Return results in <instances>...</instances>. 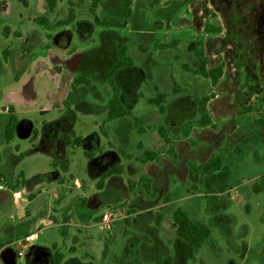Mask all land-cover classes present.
I'll list each match as a JSON object with an SVG mask.
<instances>
[{"label":"rangeland","instance_id":"1","mask_svg":"<svg viewBox=\"0 0 264 264\" xmlns=\"http://www.w3.org/2000/svg\"><path fill=\"white\" fill-rule=\"evenodd\" d=\"M71 1L75 20L57 25ZM91 3L57 0L50 10L47 0H0V199H6L0 245L8 240L23 251L26 242L43 245L50 264L55 250L64 254L61 264H264V136L255 122L264 119V0H134L125 28L98 25ZM123 11L124 0H102L95 13L122 19ZM207 24L221 30L206 32ZM122 36L129 37L135 63L116 82L133 115L107 120L113 90L100 75ZM199 40L209 67H223L216 84L184 67L196 66ZM140 45L157 60L153 79L142 68ZM83 72L103 100L85 84L73 85ZM155 84L169 92L165 112L147 101ZM197 97H209L211 123L194 125L185 136V123L200 117ZM10 106L22 124L7 140ZM79 135L81 145L66 144ZM144 149L159 157L142 162ZM217 154L222 167L201 174L192 189L190 165ZM54 159H68V170ZM116 164L122 173L99 188ZM17 188L23 195L15 201ZM178 206L211 229L197 249L176 234ZM104 211L115 219L111 229L99 224ZM31 232L37 237L22 239Z\"/></svg>","mask_w":264,"mask_h":264},{"label":"trees","instance_id":"2","mask_svg":"<svg viewBox=\"0 0 264 264\" xmlns=\"http://www.w3.org/2000/svg\"><path fill=\"white\" fill-rule=\"evenodd\" d=\"M102 0H92L91 6H90V12L94 14L95 22L104 27H115V28H125L129 22V19L133 13V2L134 0H124V11H123V17L122 19L116 18V17H99L95 12L98 4ZM154 0H152L153 3ZM48 6L50 10H53L57 4V0H47ZM72 6L69 8L68 15L65 18L58 19L56 24L57 25H68L72 23L76 18V9L73 6V3L71 1ZM36 20L40 23L47 22V18L45 16H39L36 17ZM157 25L159 27L162 26V22L157 21ZM220 27H215L213 24H207L205 27L206 32H214V31H220ZM128 43H129V37L122 36L120 39V43L115 49V56L113 61L103 69L100 75L101 82H107L111 85L113 93L112 96L107 101V120H112L114 118L124 116V115H133L132 110L125 104L122 92L120 87L118 86L116 82V75L117 73L122 70L123 68L131 67L134 65L135 60L134 58L129 54L128 52ZM173 45L176 44V42L171 43ZM164 45H168L169 43H165ZM141 50L146 52V57L144 61L142 62V68L146 74V76L149 79H153V68L157 64V60L153 56V52L144 45H140ZM5 56L7 55V51L4 52ZM195 56H196V66L191 67L188 64H184V67L187 70H191L195 72L196 74L202 75L206 78H210L213 84H216L220 77L223 74V67L222 65L209 67V56L206 53L205 45L203 40H199L196 43L195 47ZM173 83L175 85V91L177 92L179 85L175 81V79L172 77ZM85 84L90 92L93 94V96L97 99L103 100L104 97L100 90L98 89V86L92 82L90 76L88 73L83 72L80 76L76 77L74 80L73 85L78 84ZM155 87L157 89V92L154 96H150L147 98V101L159 108L161 112L166 111V98L169 95V92L162 91L158 88L157 84H155ZM209 100V97H197L196 103L198 107V112L200 114V117H198L195 120H190L185 123V130L184 135H189V132L191 128L194 125H205L211 123V116L209 114V110L207 107V102ZM8 112L10 113L8 121L5 126L4 134L7 138V140H11L14 136L15 130H17V125L19 118L17 114L15 113V109L13 106L8 107ZM72 112V111H70ZM72 119L75 120V115L73 113ZM256 124L260 127V134L264 136V119L258 118L255 120ZM142 129V128H141ZM161 131L162 136L165 138V141L167 143H170V138L166 135L164 129L162 127L159 128ZM83 140L82 136H76V137H70L66 138L65 142L67 145L71 143H75L77 145H81V142ZM140 147H142V144L140 143ZM124 154L125 151H121ZM171 152L175 153L173 149H171ZM89 153L86 151V154ZM159 157V152L151 149H144L141 155L139 156V159L142 162H147L150 160H154ZM52 164L57 167L61 166L65 171L68 170V159H64L63 161L61 159H54L52 161ZM223 164V156L221 154L214 155L207 159L204 163L201 164H194L192 163L190 165V179H191V187L192 189H197V184L200 180L201 174H212L215 171L219 170L222 167ZM123 165L122 164H116L113 165L105 170V172L100 177L97 185L99 188H102L105 184V180L114 175V174H120L122 173ZM25 178L22 179V183L25 182ZM173 219L176 223V234L179 239H181L183 242L192 245L195 249H197L202 242L210 235L211 229L210 227L199 220H195L190 217L187 210L183 209L182 207L178 206L174 212H173ZM246 246V245H244ZM246 248V247H245ZM243 255V253H242ZM64 254L56 250L54 252V263L53 264H61L63 260ZM169 260V259H167ZM165 259V262L167 264V261Z\"/></svg>","mask_w":264,"mask_h":264},{"label":"flooded vegetation","instance_id":"3","mask_svg":"<svg viewBox=\"0 0 264 264\" xmlns=\"http://www.w3.org/2000/svg\"><path fill=\"white\" fill-rule=\"evenodd\" d=\"M22 121L19 119L17 130L21 128ZM15 192H13L14 196ZM0 203L5 205L6 199H0ZM11 229V224L7 223V227L4 230V237L6 238L7 232ZM28 235H25L22 239H28ZM22 241V240H21ZM11 241H6L4 244L7 247H2L4 244L0 245V258L5 264H19L22 258H24L25 263H30L33 261L34 264H50L51 255L45 247H37V244L32 242H26L23 244L26 247V250H20L21 247L13 248L11 246Z\"/></svg>","mask_w":264,"mask_h":264},{"label":"crops","instance_id":"4","mask_svg":"<svg viewBox=\"0 0 264 264\" xmlns=\"http://www.w3.org/2000/svg\"><path fill=\"white\" fill-rule=\"evenodd\" d=\"M5 51H7V53H8V51H9V47H6L5 48ZM5 56V55H4ZM6 57V56H5ZM8 109V108H7ZM18 132V131H17ZM36 132L37 131H35V133H34V139H35V135H36ZM109 178V177H108ZM26 179V178H25ZM39 183V182H38ZM38 183H36V184H38ZM75 183H76V186L77 187H80V183H79V180L76 178L75 179ZM27 187V190H28V193H30L31 191H33L32 190V188L30 187V186H28V184H24V186L23 187ZM39 191V190H38ZM13 192H15V194H14V196H13V198H14V200L15 201H17V200H20V196H22L23 195V193H22V191L20 190V188H17V189H13ZM27 193V194H28ZM41 193V192H40ZM31 196V195H30ZM37 198V196H35V198H33V199H30L31 201H33L34 199H36ZM82 200L85 202L86 201V197L85 196H83V198H82ZM3 206V203H0V207H2ZM27 210H30V209H27ZM27 210H26V212H27ZM0 232H1V230H0ZM25 235H28L27 236V238H28V240H30V239H32V238H34V237H37V233L35 234V233H32L31 232V234H25ZM21 239H19L18 241H20ZM30 243V242H29ZM37 247H44L43 245H40V244H37L36 245ZM2 247H7L5 244H4V246H2ZM46 248V247H45ZM56 251V250H55ZM54 251V252H55ZM62 263V262H61Z\"/></svg>","mask_w":264,"mask_h":264},{"label":"built area","instance_id":"5","mask_svg":"<svg viewBox=\"0 0 264 264\" xmlns=\"http://www.w3.org/2000/svg\"><path fill=\"white\" fill-rule=\"evenodd\" d=\"M3 182L0 181V187H3ZM113 214L110 211H104L99 224L104 229H111L114 222Z\"/></svg>","mask_w":264,"mask_h":264}]
</instances>
